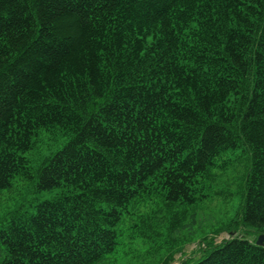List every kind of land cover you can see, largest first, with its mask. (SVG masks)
<instances>
[{
    "label": "trees",
    "instance_id": "obj_1",
    "mask_svg": "<svg viewBox=\"0 0 264 264\" xmlns=\"http://www.w3.org/2000/svg\"><path fill=\"white\" fill-rule=\"evenodd\" d=\"M43 130L69 140L28 157ZM240 155L227 229L262 234L264 0H0V191H59L0 226V264H102L136 203L186 213ZM256 240L183 264H264Z\"/></svg>",
    "mask_w": 264,
    "mask_h": 264
},
{
    "label": "rangeland",
    "instance_id": "obj_2",
    "mask_svg": "<svg viewBox=\"0 0 264 264\" xmlns=\"http://www.w3.org/2000/svg\"><path fill=\"white\" fill-rule=\"evenodd\" d=\"M68 140L57 130H43L36 148L27 155L38 160L55 154ZM246 168V155H240L229 171L214 170L216 177L209 181L208 197L196 206L185 207L186 213L154 197L136 203L132 208L135 214H125L118 227L121 235L117 250L102 264H166L169 253H174L170 264H183L195 262L210 240L215 244L235 236L256 240L261 233L251 227L227 229V224L238 218ZM58 192L39 191L34 179L18 175L10 188L0 191V226L15 217L18 209L35 212V204ZM223 226L224 230L215 233ZM205 236L208 239L202 240Z\"/></svg>",
    "mask_w": 264,
    "mask_h": 264
},
{
    "label": "water",
    "instance_id": "obj_3",
    "mask_svg": "<svg viewBox=\"0 0 264 264\" xmlns=\"http://www.w3.org/2000/svg\"><path fill=\"white\" fill-rule=\"evenodd\" d=\"M256 243L258 245L264 246V233L260 234L259 237L256 240Z\"/></svg>",
    "mask_w": 264,
    "mask_h": 264
}]
</instances>
